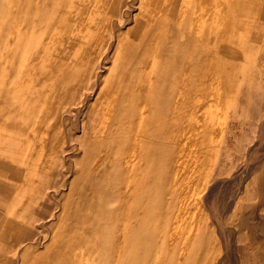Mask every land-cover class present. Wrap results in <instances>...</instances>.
<instances>
[{"label": "rangeland", "instance_id": "1", "mask_svg": "<svg viewBox=\"0 0 264 264\" xmlns=\"http://www.w3.org/2000/svg\"><path fill=\"white\" fill-rule=\"evenodd\" d=\"M189 1L0 0V264H264V0Z\"/></svg>", "mask_w": 264, "mask_h": 264}, {"label": "bare ground", "instance_id": "2", "mask_svg": "<svg viewBox=\"0 0 264 264\" xmlns=\"http://www.w3.org/2000/svg\"><path fill=\"white\" fill-rule=\"evenodd\" d=\"M151 1H153L152 3H155V2H157L158 0H151ZM145 2H150V0H140V5L141 6H143L144 5V3ZM130 3V2H129ZM185 3V2H184ZM188 3V2H187ZM73 4V3H72ZM121 4H122V2H121ZM127 4V3H126ZM76 5V4H75ZM187 5V4H186ZM193 6L194 5V0H190L189 1V3H188V7L189 6ZM73 6V5H72ZM129 6V5H128ZM182 6V5H181ZM131 7V6H130ZM179 6H178V0H170V2H168V11H169V14L170 15H172V14H174L173 12H174V10H175V8H178ZM213 7V6H212ZM212 7H210L209 5H208V3H204V4H202V7H201V10L200 9H198V13L200 14H203L204 15V18H211V17H213V18H216V20H218V16L221 14V11L220 10H218V9H213ZM74 8H76V7H74ZM73 8V9H74ZM185 8V7H184ZM65 9V8H64ZM75 10H77V9H75ZM160 11V10H159ZM65 12V11H64ZM64 12H63V14H64ZM68 14V13H67ZM70 15V14H69ZM139 15H140V13H139ZM151 15V20H153V21H156V22H158L159 20H160V18L161 17H163L162 16V14H159V13H155L154 14V12L152 13V14H150ZM166 16L168 17V14H166ZM223 16V15H222ZM74 17V16H73ZM165 17V16H164ZM166 17V18H167ZM200 17H202V16H200ZM200 17H199V19L198 20H200ZM142 18V17H141ZM204 18H201L202 20L204 19ZM212 18V19H213ZM67 19V18H66ZM69 19V18H68ZM145 19V18H144ZM168 19V18H167ZM139 20V19H138ZM150 20V21H151ZM197 20V19H196ZM197 20V21H198ZM210 20V19H209ZM67 21V20H66ZM145 21H146V19H145ZM147 21H148V19H147ZM197 21H195V20H193L192 21V25L193 24H195ZM212 21V20H211ZM202 22V21H201ZM198 23H199V21H198ZM198 26V25H197ZM196 26V27H197ZM199 26H201V23H200V25ZM204 26H205V24H204ZM204 26H203V33H205L206 32V29L204 28ZM61 27V26H60ZM195 27V28H196ZM224 27V26H223ZM220 28V27H219ZM212 28H210V30H211ZM64 30H66V29H64ZM222 30V29H221ZM224 30V29H223ZM222 30V31H223ZM145 31V30H144ZM49 32H51V31H49ZM218 32H220V31H218ZM142 33V32H141ZM146 33V32H145ZM144 33V34H145ZM144 34H142V35H144ZM215 34V33H214ZM221 34H223L222 32H221ZM220 34V35H221ZM146 35H147V33H146ZM206 35H211V36H214L213 34H212V32H210V31H208L207 33H206ZM217 40H219L218 39V37H219V34H217ZM221 37V36H220ZM224 37V36H223ZM143 38V37H142ZM142 38H140L139 40H141ZM207 39H208V37H207ZM210 39V38H209ZM222 40V39H221ZM142 41V40H141ZM208 42H209V40H208ZM141 43V42H140ZM139 43V44H140ZM207 43V42H206ZM220 44V43H219ZM221 45V44H220ZM216 46V45H215ZM218 48V47H217ZM216 48V49H217ZM221 49H222V45H221V47H220ZM219 48V49H220ZM216 49L214 50V51H216ZM218 50V49H217ZM148 52V51H147ZM219 52V55H220V51H218ZM227 53V52H226ZM212 56V55H211ZM210 56V57H211ZM213 59V57L212 58H210V62H211V60ZM148 60V59H147ZM206 61V60H205ZM149 65H150V63H149ZM146 66H148V64L146 65ZM146 68H148V67H146ZM187 68V67H186ZM147 70V69H146ZM187 69H185V71H186ZM211 70V69H210ZM185 73H187V72H185ZM229 78V77H228ZM230 80V79H229ZM197 126H195V124L193 125V127H192V129L191 130H193L194 128H196ZM199 128V127H198ZM5 132V131H4ZM140 138V137H139ZM138 138V139H139ZM6 146V145H5ZM21 146V145H20ZM198 146V145H197ZM199 146H200V143H199ZM198 146V147H199ZM3 151V150H2ZM45 151V150H44ZM4 152V151H3ZM31 152V151H30ZM7 155H8V153H6ZM5 154V155H6ZM133 155V154H132ZM131 156V155H130ZM204 156H205V154H204V150H202L201 152H200V156H199V161H200V163L199 164H196L195 166H193V170H199L200 169V167H201V161L204 159ZM211 156L213 157V155L211 154ZM132 157V156H131ZM135 157V156H134ZM210 157V156H209ZM7 158H9V157H7ZM21 158V157H20ZM211 158V157H210ZM131 159V158H130ZM135 159V158H134ZM9 160V159H8ZM12 160V159H11ZM12 161H14V160H12ZM13 163V162H12ZM21 163V162H20ZM2 164V163H1ZM18 163H16V165H17ZM24 164V163H23ZM22 164V165H23ZM127 164V163H126ZM28 166V165H27ZM212 166V165H211ZM32 167H33V165H32ZM28 170V169H27ZM37 170V169H36ZM21 172V171H20ZM22 173V172H21ZM177 177H178V175H176ZM180 178V177H179ZM180 180V179H179ZM19 181V180H18ZM23 181H26V180H23ZM178 181V180H177ZM175 184V183H174ZM203 184V183H202ZM21 185V184H20ZM203 187V186H202ZM190 188V187H189ZM189 188H188V191H189ZM20 189V188H19ZM19 189H18V191H19ZM191 189V188H190ZM202 189V188H201ZM17 191V190H16ZM194 191H196V189L194 190ZM18 194V193H17ZM15 195V194H14ZM192 196V195H191ZM22 198V197H21ZM192 198V197H191ZM19 200V199H18ZM24 200H22V202H23ZM11 202V201H10ZM11 204V203H10ZM20 204V203H19ZM29 204V203H28ZM27 204V205H28ZM13 208V207H12ZM10 209V208H9ZM12 211H14V210H12ZM176 211V210H175ZM15 212V211H14ZM11 214V213H10ZM16 214V213H15ZM11 216V215H10ZM174 224H175V222H174ZM124 228V227H123ZM12 248V247H11ZM12 249H14V248H12Z\"/></svg>", "mask_w": 264, "mask_h": 264}]
</instances>
